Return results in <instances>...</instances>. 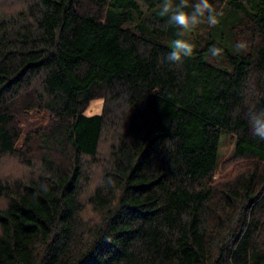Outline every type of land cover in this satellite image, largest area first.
<instances>
[{"label": "trees", "instance_id": "1", "mask_svg": "<svg viewBox=\"0 0 264 264\" xmlns=\"http://www.w3.org/2000/svg\"><path fill=\"white\" fill-rule=\"evenodd\" d=\"M2 1L0 160L32 174L0 178V264H264V0H213L178 65L161 0ZM223 133L246 166L217 181Z\"/></svg>", "mask_w": 264, "mask_h": 264}, {"label": "rangeland", "instance_id": "2", "mask_svg": "<svg viewBox=\"0 0 264 264\" xmlns=\"http://www.w3.org/2000/svg\"><path fill=\"white\" fill-rule=\"evenodd\" d=\"M140 4L142 5V8L146 10L145 6V1L144 0H139ZM6 5V7H4ZM1 6L6 9V11L10 12L9 10L12 8H17V2L15 0H5L2 1ZM217 7H219L217 5ZM219 13H222L220 15L223 18V22L230 21V15L229 13V8L226 5H221L219 8ZM214 26H209L207 25L206 22L200 23L198 26H196L192 31L190 32H185L183 33L182 36L178 37V33L181 31L178 28H174L173 31L175 32L176 36L168 38L166 40V44L169 46L170 42L173 39L176 38H182L185 40L190 39H201L203 40L205 37H208L209 34L217 35V33H220V31L213 29ZM227 26H224V30L227 32ZM223 33V31H221ZM221 34V33H220ZM228 34H224V37H227L229 39ZM215 40L219 42L220 39H218V36L215 37ZM220 53V52H219ZM212 60H215L213 62L215 63H223V59L219 56L216 55L215 57H212L208 55ZM103 105H104V99L98 98L95 99L91 102L89 107L86 110L87 115H95L99 114L103 110ZM44 117L41 115H38L37 113H31L25 117H23L22 122H25L27 126H24L25 129L29 125H32L34 127H38L40 125H44L45 123L42 121ZM236 146H237V140L236 138L230 134V133H223L220 139V144H219V155H218V160H219V166L217 169V172L215 174V178L217 181H221L222 179H227L229 177L235 176V174L243 169L246 164L245 161H238L234 158V154L236 152ZM106 150H102V153L105 154ZM102 154V155H103ZM32 174V171L23 165L22 161L19 160L17 156L14 155H6L1 158L0 160V178L3 181L10 180L13 181L15 179H21V180H26L30 178ZM93 175L95 178H97V171L93 172ZM97 180V179H96ZM89 189V188H88ZM5 205V202L0 200V207H3ZM87 215L91 217L93 215V212L91 209H87Z\"/></svg>", "mask_w": 264, "mask_h": 264}, {"label": "clouds", "instance_id": "3", "mask_svg": "<svg viewBox=\"0 0 264 264\" xmlns=\"http://www.w3.org/2000/svg\"><path fill=\"white\" fill-rule=\"evenodd\" d=\"M158 11L160 16L168 18L169 24L181 30L178 37L185 32L192 31L202 22H206L209 26H215L222 15L214 8L213 0H192L191 4L181 0L179 5H174L173 0H161ZM209 54L215 57L219 54V49L213 45L209 48ZM192 55V44L188 40L176 38L170 42L165 60L169 65H178ZM248 123L253 136L264 141V110L250 112Z\"/></svg>", "mask_w": 264, "mask_h": 264}]
</instances>
